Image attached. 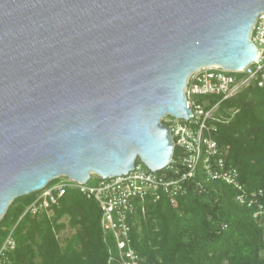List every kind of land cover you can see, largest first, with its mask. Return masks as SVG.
<instances>
[{
  "label": "water",
  "instance_id": "obj_1",
  "mask_svg": "<svg viewBox=\"0 0 264 264\" xmlns=\"http://www.w3.org/2000/svg\"><path fill=\"white\" fill-rule=\"evenodd\" d=\"M264 0H0V218L60 177L164 169L197 69L240 70Z\"/></svg>",
  "mask_w": 264,
  "mask_h": 264
},
{
  "label": "trees",
  "instance_id": "obj_2",
  "mask_svg": "<svg viewBox=\"0 0 264 264\" xmlns=\"http://www.w3.org/2000/svg\"><path fill=\"white\" fill-rule=\"evenodd\" d=\"M217 116L224 119L216 122L214 138L228 148L226 159L238 168L245 187L263 191L264 203V87L253 83L222 100ZM190 182L176 206L165 195L139 203L129 224L140 264H264V219L256 221L228 184ZM36 195L15 198L0 218V248L11 232L16 242L4 264H120L113 240L102 230L96 200L68 187L57 204L32 214L26 210ZM66 228L71 234L60 241Z\"/></svg>",
  "mask_w": 264,
  "mask_h": 264
},
{
  "label": "built area",
  "instance_id": "obj_3",
  "mask_svg": "<svg viewBox=\"0 0 264 264\" xmlns=\"http://www.w3.org/2000/svg\"><path fill=\"white\" fill-rule=\"evenodd\" d=\"M250 38L258 48V56L243 69L229 71L219 65H211L197 69L188 77L185 95L192 115L189 119L166 115L164 122L173 134L174 153L175 149L178 152L175 156L173 153L164 169L152 171L140 162L127 175L102 178L92 174L87 183L60 177L57 183L37 191L26 211L38 214L57 204L68 187L78 188L87 198L98 202L102 230L113 240L120 264H140L141 257L131 246L129 224L139 203L146 198L156 201L165 195L176 206L179 197L188 193L190 180L199 186L211 180L228 184L237 191V202L250 207L253 218L262 223L263 191L245 187L238 168L226 159L228 148L219 145L214 138L216 122L224 119V116H217L221 101L253 83L264 87V12L256 19ZM206 97L221 99L212 103ZM93 177L96 181L91 183ZM15 246L11 232L0 248V264L5 263L7 253Z\"/></svg>",
  "mask_w": 264,
  "mask_h": 264
},
{
  "label": "rangeland",
  "instance_id": "obj_4",
  "mask_svg": "<svg viewBox=\"0 0 264 264\" xmlns=\"http://www.w3.org/2000/svg\"><path fill=\"white\" fill-rule=\"evenodd\" d=\"M168 116L170 117V115H168ZM165 117H166V116H164L162 120H164ZM64 177H65V176H63V177H61V178H64ZM70 234H71V229H70V228H66V229L63 230L61 233L58 234L59 240H60V241H63V239H64L66 236L70 235ZM263 254H264V252H263Z\"/></svg>",
  "mask_w": 264,
  "mask_h": 264
}]
</instances>
